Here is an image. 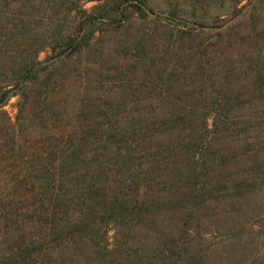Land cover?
Listing matches in <instances>:
<instances>
[{
  "label": "trees",
  "instance_id": "1",
  "mask_svg": "<svg viewBox=\"0 0 264 264\" xmlns=\"http://www.w3.org/2000/svg\"><path fill=\"white\" fill-rule=\"evenodd\" d=\"M80 1L58 0L51 14L37 22L19 20L12 28L1 27L10 34L17 31L9 45L18 46L20 61L10 70L0 69V82L6 85L0 106L15 89L22 113L34 89H49L53 72L63 63L96 55L103 38L127 30L124 57L132 63L113 74L121 98L89 105L73 125L59 184L43 185L57 192L48 198L51 217L57 223V210L66 205V246L91 244L94 264H198L187 241L193 216L213 202L252 201L264 175V99L254 98L264 93V48L239 62L220 52L235 26L220 25V18L229 13L236 18L245 0H171L163 12L155 7L157 0H115L113 5L86 0L100 4L82 14L76 8ZM19 2L3 0V5L10 9ZM262 5L264 0H257L252 10ZM130 10L135 16H129ZM63 16L76 23L67 33ZM36 29L51 33L35 34ZM262 40L264 32L253 27L240 41L259 46ZM240 41L227 43L233 47ZM46 49L50 56L40 61ZM253 63L263 65L257 70L263 82L236 85L244 69L256 71ZM47 95L39 93L40 99ZM155 107L161 111L153 114ZM173 132L180 140L156 144ZM241 164L246 169L239 176L228 175ZM6 209L0 200V264H66L49 261L37 237L1 240ZM171 210L183 213L180 237L142 258L127 244L124 248L121 231L145 228L151 216Z\"/></svg>",
  "mask_w": 264,
  "mask_h": 264
},
{
  "label": "rangeland",
  "instance_id": "2",
  "mask_svg": "<svg viewBox=\"0 0 264 264\" xmlns=\"http://www.w3.org/2000/svg\"><path fill=\"white\" fill-rule=\"evenodd\" d=\"M57 1L20 0L19 6L13 5L7 9L3 0H0V69L10 70L20 61L18 46L9 45V37H15L17 31L10 34L9 29L3 32L1 27L12 28L19 20L37 22L44 15L51 14L50 8ZM105 1L110 5L115 2ZM256 1L245 0L242 3L244 8L236 18H232L233 13L220 18L219 24L224 27L235 25L231 36L225 41L228 42L229 39L234 43L238 42L247 36L253 27L264 32V5L254 11L252 9ZM170 2L172 1L157 0L155 7L163 12ZM98 4V1L81 0L76 4V8L82 14L83 10L89 12ZM129 16H135L133 10L129 11ZM61 24L64 33L76 25L73 19L67 18L62 19ZM43 31L51 33L48 29H36L34 32L40 34ZM98 38L99 36L96 37V42ZM128 39L127 30L110 33L103 38L99 46L100 51L96 55H82L63 63L59 70L53 72L49 89L42 90L48 91L49 97L47 95V98L40 99L41 89H34L22 113L19 110L20 97L16 95L15 89L11 92L8 103L0 106V200L7 206L1 240L10 236L17 241H30L37 237L47 249L49 261L94 264L91 244H78L71 248L66 246V205L57 210V223H54L48 198L57 192L43 185L59 184L60 169L67 159L72 127L80 117H84V112L87 114L89 105L103 104L108 99L120 100V90L114 85L113 74L118 67L124 69L132 63L130 57H124L127 54L125 46ZM227 42L221 45L220 52L225 53L230 62L244 61L250 54L255 55L264 48V40L259 42V46L250 41H240L236 46L230 47ZM50 52L49 49L41 52L39 60L45 61ZM255 63L253 66L256 71L263 70L261 63ZM247 66L246 64V68ZM245 70L248 69H244L237 77L236 85L248 86L256 81L259 84L263 82L258 75L259 71L251 73L249 70L247 73ZM4 82H0V93L2 87L6 86ZM255 97L264 99V93L257 92ZM245 99H251V95ZM151 111L156 114L161 110L158 111L155 107ZM171 134L162 135L156 144H171L180 140L179 133ZM244 169L246 168L243 164L235 165L227 173L236 178ZM63 184L66 185L65 182ZM251 200L243 203L233 199L213 202L193 216V221L187 226V241L188 248L198 259V264H264V175L258 181L257 195ZM183 218L181 212H160L149 218L144 224L145 228L133 232L123 230L118 237L124 248L127 244V249L138 251V256L142 258L149 250H157L162 244L180 237ZM114 235V231L109 233L111 248L115 246ZM120 255L117 253V257H121Z\"/></svg>",
  "mask_w": 264,
  "mask_h": 264
},
{
  "label": "water",
  "instance_id": "3",
  "mask_svg": "<svg viewBox=\"0 0 264 264\" xmlns=\"http://www.w3.org/2000/svg\"><path fill=\"white\" fill-rule=\"evenodd\" d=\"M137 3V2H136ZM148 12H150L149 10H148Z\"/></svg>",
  "mask_w": 264,
  "mask_h": 264
}]
</instances>
